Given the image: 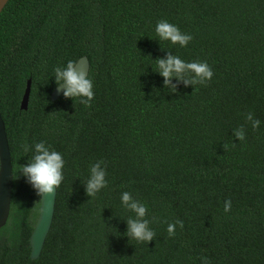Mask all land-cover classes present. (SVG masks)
I'll use <instances>...</instances> for the list:
<instances>
[{
  "label": "trees",
  "instance_id": "1",
  "mask_svg": "<svg viewBox=\"0 0 264 264\" xmlns=\"http://www.w3.org/2000/svg\"><path fill=\"white\" fill-rule=\"evenodd\" d=\"M161 20L192 35L188 46L161 41ZM169 52L207 62L213 78L196 86L173 78V93L155 71ZM83 56L91 107L53 100L55 68ZM0 112L13 165L0 264H203L202 256L264 264V0H9L0 13ZM241 126L243 142L234 137ZM42 141L62 154L64 179L33 259L40 196L20 169ZM100 160L108 185L90 198L84 183ZM125 191L148 209L156 234L148 244L125 234L135 217ZM176 220L184 227L169 237Z\"/></svg>",
  "mask_w": 264,
  "mask_h": 264
},
{
  "label": "clouds",
  "instance_id": "2",
  "mask_svg": "<svg viewBox=\"0 0 264 264\" xmlns=\"http://www.w3.org/2000/svg\"><path fill=\"white\" fill-rule=\"evenodd\" d=\"M156 34L161 41H170L173 45L187 47L193 37L190 34H185L174 24L167 20H161L155 28ZM157 71L164 77V86L176 92L178 85L173 84L175 78L182 82L185 86L206 85L214 76L212 68L207 62H185L179 56L168 53L166 58L156 59ZM81 61L69 60L66 66H57L54 70L56 84L58 88L67 87L63 91L65 98L79 99V102L85 107H91L94 99V84L88 73L84 70H78ZM246 120L251 123L254 130L258 129L261 121L255 118L252 112L247 113ZM234 137L240 142L246 139L245 129L243 126L234 129ZM235 146V143L232 145ZM228 145L224 148L227 151ZM35 154L31 157L26 165H21L20 172L27 178L28 182L37 191L41 197L40 201L52 196L59 190L64 176V160L61 153L50 150V146H46L45 142H39L34 145ZM25 153L32 151V146L24 145ZM106 162L103 160L97 161L90 167V176L84 183L86 186V194L90 198H94L102 189L106 188L108 181L106 179ZM122 204L126 209L135 214L134 218L127 219V232L125 233L130 240H136L140 243H150L156 237L155 232L150 228V221L146 218L148 209L146 205L133 198L130 192L121 194ZM232 202L230 199L224 203V211H231ZM181 229L184 223L181 220H176L174 223L168 224L167 232L169 237L176 234V226ZM203 264H210L206 256H202Z\"/></svg>",
  "mask_w": 264,
  "mask_h": 264
},
{
  "label": "water",
  "instance_id": "3",
  "mask_svg": "<svg viewBox=\"0 0 264 264\" xmlns=\"http://www.w3.org/2000/svg\"><path fill=\"white\" fill-rule=\"evenodd\" d=\"M9 0H0V13L6 6ZM78 61H81L78 70H84L88 73L90 71V62L87 56L81 57ZM64 88H58V86L52 92V99H58L65 90ZM31 92V79L27 83V87L21 102V108L23 110L28 109L29 97ZM12 190H13V165L11 159V153L9 148V142L5 124L0 112V229L4 227L9 219L12 202ZM57 191L50 197L45 198L44 201H40L39 216L31 234V257L37 259L43 250L46 238L51 229L55 203H56ZM41 200V197H40Z\"/></svg>",
  "mask_w": 264,
  "mask_h": 264
}]
</instances>
